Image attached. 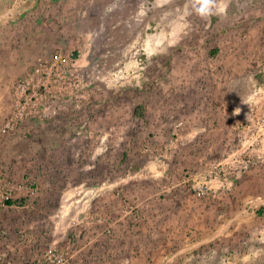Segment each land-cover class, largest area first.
Returning a JSON list of instances; mask_svg holds the SVG:
<instances>
[{"label": "rangeland", "instance_id": "1", "mask_svg": "<svg viewBox=\"0 0 264 264\" xmlns=\"http://www.w3.org/2000/svg\"><path fill=\"white\" fill-rule=\"evenodd\" d=\"M200 3L0 0L13 264H264V0Z\"/></svg>", "mask_w": 264, "mask_h": 264}, {"label": "built area", "instance_id": "2", "mask_svg": "<svg viewBox=\"0 0 264 264\" xmlns=\"http://www.w3.org/2000/svg\"><path fill=\"white\" fill-rule=\"evenodd\" d=\"M64 58L60 55H56L51 63H47V65L44 66V68H36L34 70V72L30 75L29 78H25L23 80H21L18 83L17 86V90L18 91H23L25 93V88L28 84H30L33 80H35V78H37L38 80L44 79V78H50L52 77L54 74H58V76H61L62 70L61 67L64 64ZM43 86L45 87V89L48 88V84L46 83H42ZM24 102H23V101ZM21 102L19 101V109H18V116L19 117H23L25 116V111L31 107V105L28 102V97L22 98ZM30 105V107H29ZM252 160L251 159H243V160H239V165L241 166V168H248V166L251 164ZM213 171V170H212ZM219 173V171L217 172ZM223 173H227V172H223ZM0 205H4L6 206V202H1L0 201ZM1 248H0V264H13V259H12V255L10 253V251H6V252H1ZM50 260L52 262H55L56 264H63V258L61 256L56 257V259H52L50 257ZM45 264H49V261Z\"/></svg>", "mask_w": 264, "mask_h": 264}, {"label": "clouds", "instance_id": "3", "mask_svg": "<svg viewBox=\"0 0 264 264\" xmlns=\"http://www.w3.org/2000/svg\"><path fill=\"white\" fill-rule=\"evenodd\" d=\"M196 12L202 18H207L208 16L213 14H223V9L216 8L215 4L213 3V0H201L200 6L196 8Z\"/></svg>", "mask_w": 264, "mask_h": 264}, {"label": "crops", "instance_id": "4", "mask_svg": "<svg viewBox=\"0 0 264 264\" xmlns=\"http://www.w3.org/2000/svg\"><path fill=\"white\" fill-rule=\"evenodd\" d=\"M254 67H255V69H254V71L253 72H250V74L249 73H246L247 74V78L248 77H250L251 75H253V74H255L256 76H261L262 78H264V63H262V61L261 60H259V58H257V57H255V59H254ZM253 73V74H252ZM246 74H244V75H241L240 76V78H246L245 77V75ZM254 78V77H253ZM246 91V90H244V89H240L239 91H238V93L239 94H243L244 92Z\"/></svg>", "mask_w": 264, "mask_h": 264}, {"label": "trees", "instance_id": "5", "mask_svg": "<svg viewBox=\"0 0 264 264\" xmlns=\"http://www.w3.org/2000/svg\"><path fill=\"white\" fill-rule=\"evenodd\" d=\"M263 210H264V207H262L261 209L259 210H256L258 214H262L263 213Z\"/></svg>", "mask_w": 264, "mask_h": 264}]
</instances>
